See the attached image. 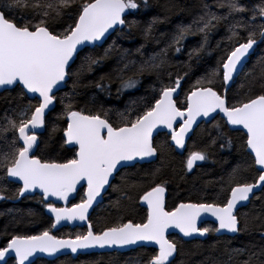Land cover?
<instances>
[{
  "label": "snow or ice",
  "instance_id": "obj_1",
  "mask_svg": "<svg viewBox=\"0 0 264 264\" xmlns=\"http://www.w3.org/2000/svg\"><path fill=\"white\" fill-rule=\"evenodd\" d=\"M148 6L149 0H0V88L7 90L6 86H16L24 95L32 94L26 106L13 110L12 115L0 116V200L24 196L39 189L43 200L56 197L67 202L77 185L86 181V199L81 203L71 208L56 207L51 202L46 205L55 216L52 228L61 221H85L97 197L106 191L105 186L122 190L110 182L122 168L135 167L133 162L147 160L152 163V158L165 156L171 145L154 143L157 129H168L171 141L183 149L186 137L195 131L194 125L199 127L197 118L214 120L212 114L217 112L223 113L227 125L235 130H245L244 147L247 155L253 157L252 164L238 162L226 178L221 177L222 191L223 185H227L229 193L224 202L198 200L180 203L172 210L166 209L165 182H155L161 171L157 168L140 181L126 182V188L122 190L128 201L133 200L129 193H135L147 206L145 222L136 223L131 219L125 222L124 216L120 215V222L98 233L89 223L87 232L74 239H58L49 230L39 235H15L6 247L0 248L3 264H7L6 256L12 258V253L16 264H26L36 252L54 255L62 249H70L77 253L97 247L123 248L139 242L158 245V253L150 257L147 264H174L178 242L167 238L169 228L178 229L184 237L249 231L248 214H244L241 226L239 209L245 207L250 198L264 199V90L249 94L256 81L264 89V56L248 67L256 46L264 42V0H256L251 7L241 0H212V3L201 0V10L192 21L177 25L164 46L147 58L131 59L128 50L118 52L113 41L103 49V54H85L73 71V65L80 58L81 46L92 44L103 48V43L97 42L106 43L113 32L119 30L122 33L123 26L131 32L139 25L137 21H127V15ZM213 8L223 11H213ZM65 16L71 22L65 21V26L58 28L57 24ZM164 22L159 17H152L140 29L145 41L155 39L159 44L160 39L154 36L155 26ZM221 24L228 33L224 40L230 47L223 48L224 55L218 59L217 66L197 77L181 101L178 90H182V80L188 73L173 78V73L165 72L170 64L169 52L182 53L184 42L190 36L199 35V44L187 53L189 61L199 59L207 52L210 35ZM164 36L168 34H160L161 38ZM222 43L223 40L217 42V49ZM143 48L141 45L137 52H142ZM114 53L118 57L117 65L110 73L87 84L82 82L86 74L102 66ZM145 74L155 75L159 88L152 86L151 97H140L139 102L132 101L123 111L105 108L96 95L85 101L84 107L75 103L81 87H95L111 96V84L117 80L119 98L125 90L135 88ZM164 75L168 77L167 84L162 79ZM242 75L245 79L252 78L248 93L244 99L229 103L227 86ZM69 80H72V91L60 98L63 107L56 119L66 123L61 129L64 142L77 150L73 158L64 162L47 160L36 154L40 148L38 132L45 129L47 111L52 110L50 106L57 100L54 90L58 91ZM33 99L35 104L31 102ZM113 112L117 117L115 120L111 115ZM178 120L182 123L177 128ZM214 127L219 129L220 126ZM51 130L55 133L57 125L53 124ZM221 138L223 133L212 137L207 147L211 148ZM226 143L231 147L230 138ZM224 146L220 144L221 148ZM208 159L207 150L190 151L185 161L186 169L191 171L197 161ZM252 166H258V177L253 182H239L238 177ZM4 181L22 182V185L14 195L6 196ZM257 190L261 196L256 195ZM114 207L121 212L126 205L118 198ZM205 214L214 217L218 226L198 227V221L207 223L202 219ZM253 219H260V215ZM260 227L264 229V222ZM260 236L264 239V231ZM200 264H264V245L225 248L217 256L205 257Z\"/></svg>",
  "mask_w": 264,
  "mask_h": 264
},
{
  "label": "trees",
  "instance_id": "obj_2",
  "mask_svg": "<svg viewBox=\"0 0 264 264\" xmlns=\"http://www.w3.org/2000/svg\"><path fill=\"white\" fill-rule=\"evenodd\" d=\"M212 3V0H207ZM256 0H241V3L247 4L249 7ZM201 10V0H149L148 8H141L139 11L132 15L127 16V21H137L139 27L133 28L129 32L128 27L124 26L123 32L116 31L108 41L103 45V48L95 47L85 49L80 53V58L76 60L73 65L75 71L81 62L83 56L89 52L94 54H103V49L108 48L109 45L115 41L117 51L124 49L128 50L131 59L140 60L147 58L154 51H158L160 47L169 39L171 33L179 24H189L193 17L196 16ZM213 11H223L213 8ZM159 17L164 20V23L155 26L154 36L160 39L157 44L155 39L145 41L141 28H143L152 17ZM70 23L68 16L62 18L57 24L60 28L65 26L64 22ZM161 33H167L168 36L160 37ZM228 35L224 24H221L218 30L213 32L209 37V45L207 52L202 54L199 59L193 58L189 61L187 55L188 51L197 46L201 40L199 35L190 36L184 42V51L176 53L174 50L169 52L170 64L165 69V72L173 73V78L176 75L183 76L185 72L188 73L182 80V90L180 100L184 99L191 86L194 84L197 77L203 76L206 71H210L217 66L218 59L224 55L223 48L227 45L224 38ZM246 35V33H241ZM224 41L221 48L217 49L218 41ZM144 45L142 52H137V49ZM260 56H264V42H260L256 46V52L250 58L248 67L251 68L253 62ZM117 54L114 53L109 57L102 66L94 69L93 72L86 74L82 78V82L87 84L89 81H96L100 76L105 73H110L111 70L117 65ZM190 64V66H189ZM140 83L133 88V90H125L122 95L117 98L116 89L119 86V81L113 80L111 84L112 95L108 96L106 93L99 92L95 87H81L79 95L75 103L79 107H84L87 101L93 95H96L99 103H102L105 108L118 109L123 111L127 105L132 101H138L143 96L151 97L153 95L152 86L159 88L155 75L141 76ZM165 84H167V75L162 76ZM251 77L245 79L242 75L239 77L227 93L229 103H235L238 100L245 98V93H248ZM107 83V81H105ZM220 81L217 80L219 87ZM243 85V87H242ZM264 89L261 88L260 82L256 81L252 86L250 95L258 94ZM72 80L68 81L66 88L59 92L56 97V107L46 119L45 131L39 137L40 148L37 150V155L47 160H55L57 162H64L71 159L75 155V148H70L66 145L63 131L61 129L66 127L63 120H57L56 117L62 110L60 98L65 97V93H71ZM33 104L36 100L31 101ZM67 100L65 99V103ZM29 103V98L21 92L19 87L10 91L0 93V116L5 113L8 115L13 114V110L26 106ZM115 120L117 117L115 112L112 114ZM55 124L58 130L53 133L52 125ZM219 124V129L214 125ZM219 133H223V138L218 139L217 143L208 148L212 137H217ZM11 135V133L9 134ZM230 138L232 141L231 147L228 146L226 140ZM246 136L241 132L231 131L226 122L217 117L209 124H201L195 131L192 138L189 140L186 152L184 155L176 153L174 148H171L165 153L164 157L157 156V160L150 164L136 165L135 167L125 168L120 171L116 176L112 185L117 186L118 189H125L126 182L140 181L150 175L155 169H161L156 183H164L168 191L167 197V210H172L180 203L196 202L203 200L205 202H224L225 197L229 195L227 185H223L222 191L221 177H227V174L238 162L246 161L252 164L253 157L247 155V150L244 147V140ZM167 142L169 145L170 137L167 134H160L156 137L154 143ZM223 143L225 146L220 147ZM207 150L209 152V159L203 165L196 167L193 172L186 169L185 161L190 151ZM258 177L256 166L250 167L246 172L238 177L239 182H253L254 178ZM6 191L4 195H14L19 186L13 183L3 182ZM234 186V185H233ZM122 190H113L110 187L106 194L103 203L94 211L89 223L92 225L93 231L98 233L103 231L106 227L120 222L119 216L123 215L125 222L127 219L133 220L136 223L146 221L147 211L140 206V201L135 193H129L133 196L132 201L124 198ZM261 196V193L256 194ZM118 198L123 199V204L126 205L121 212H117L114 203ZM84 199L83 191H80L77 197L72 202L71 206L81 203ZM47 203L41 196L21 197L0 200V248L6 247L7 243L15 235H39L44 230H49L52 233L53 220L47 215ZM247 213V222L249 231L239 232L234 237L216 236L215 233H209L208 238L200 241L185 242L177 236L170 237V240L178 242V252L175 254L174 264H200V261L205 257L217 256L225 248H244L250 245H256L257 248L264 245V239L261 238L260 232L264 231L260 227L264 222V199H252L250 204L239 211L241 218V226L244 224V214ZM260 219H253L257 215ZM204 227H215L212 224H207ZM87 229H70L65 228L53 235L60 239H74L76 235L85 234ZM213 246L215 251H213ZM158 253L156 250L148 248H138L128 253H105V254H91L80 255L76 259L70 256L59 258L53 262L46 260H38L34 264H147L150 257ZM7 264H16L14 260H9Z\"/></svg>",
  "mask_w": 264,
  "mask_h": 264
},
{
  "label": "water",
  "instance_id": "obj_3",
  "mask_svg": "<svg viewBox=\"0 0 264 264\" xmlns=\"http://www.w3.org/2000/svg\"><path fill=\"white\" fill-rule=\"evenodd\" d=\"M128 16V15H127ZM124 27V26H123ZM115 32H113L114 34ZM112 34V35H113ZM111 35V36H112ZM110 36V37H111ZM108 41V40H107ZM97 43H103V45L105 44V42L101 41V42H97ZM96 46L95 45H92V44H88V45H85V46H81V52L84 51L85 49H88V48H95ZM256 49V48H255ZM80 52V53H81ZM255 52H253L251 54V57L253 56ZM250 61V60H249ZM233 83H230L227 87L231 88ZM7 90L3 89V88H0V93H3L5 91H10V90H13L14 88H16V86H6ZM66 88V85L64 86H61L60 89L58 91L54 90L55 91V94L57 95L59 92L63 91L64 89ZM180 91V94H181V90H178ZM228 93V92H227ZM32 94H28V98L30 99ZM35 100V99H33ZM56 107V102L54 104V106H50V108L52 109L51 111H47V114H46V119L48 117V115L54 111ZM215 119L217 117H220L221 119L225 120L226 121V118L223 116V113H213L212 114ZM214 119V120H215ZM213 121V119H210L208 117H199L197 118V123L199 124V126L203 123H206V124H209ZM182 123V121H177V124L175 125L177 128L179 127V124ZM229 129L232 130V131H235V132H242L245 134V130H235L233 128V126H230L228 125ZM194 128H195V131L197 129V127L194 125ZM45 129L44 130H41L40 132H38V139L40 137V135H42L44 133ZM194 131V133H195ZM194 133H190L189 134V137H186V142H185V148L183 149H180L178 147L175 146L174 142L171 141V145L173 146L174 150L176 151L177 154L179 155H183L186 151V147H187V144H188V141L191 139V137L194 135ZM160 134H167L168 136H170V133H169V130L166 129V128H160V129H157V131L154 133V140L156 139V137ZM68 147L70 148H76L72 145H68L66 144ZM77 149V148H76ZM154 160V162L156 161L157 157L156 158H152ZM204 161H197L196 164L194 165L193 169L191 171H193L195 169V167H198L200 165L203 164ZM135 163V165H143V164H149L150 162H148L147 160L146 161H139V162H133ZM126 168H130V167H126ZM256 168H258V166H256ZM125 168H122L121 170H123ZM117 175H115V178H116ZM114 181V179H110V182L112 184V182ZM14 184V183H13ZM18 185L19 187L22 185V182L21 184H16ZM106 187V191L102 192L101 194V197H97V200L93 203V206L88 210V219L85 220V221H79V220H76V221H61L60 224H58L55 228H53V232L56 233L64 228H72V229H76V228H86L88 230V224H89V221H90V218L92 216V214L94 213V211L96 210V208L102 204L103 200H104V197L106 196V194L108 193L110 187L108 186H105ZM84 189L85 190V193H86V190H87V182L86 181H81L78 185H77V188H76V191L71 193L68 197V200L67 202L63 201V200H58L56 197H49L47 200H45L46 203H53L56 207H68V205L71 203V201L77 196V194L79 193L80 190ZM260 193L258 190L256 191V194ZM36 195H39L42 197V193L40 192L39 189L33 191V192H30V193H25L24 196L22 197H32V196H36ZM85 199H86V195H84ZM166 198H167V191H165V204H166ZM253 198H250V201L249 202H245L246 206L247 207L251 200ZM141 206L143 208H145L147 210V206L145 204H143L141 202ZM245 207H241L239 209V211ZM47 215L49 218H51L53 220V222L55 223V216L49 211L47 210ZM203 220L207 221V223H201L200 221H198V227H202L204 224H213L215 226H218L217 223L215 222V218L214 217H211L210 215H207L205 214L204 217L202 218ZM53 223V224H54ZM53 235V234H52ZM217 236H228V237H234L237 235V233H227V232H220V233H216ZM166 236L167 238L171 237V236H178L180 239H182L183 241L185 242H190V241H195V240H200V241H203L205 240L208 235L204 236V237H200L198 235H194L193 237H184L182 233L179 232L178 229H175V228H169L168 231L166 232ZM59 239V238H58ZM138 248H148V249H154V250H157L158 251V245H155L154 243H151V242H139L138 244L136 245H129V246H125L123 248H117V247H113V248H91V249H87V250H78L77 253H72L70 251V249H62L60 252H57L56 254L54 255H49L48 253H43V252H36L32 257H29V261L26 262V264H34L36 261L38 260H46V261H49V262H53L59 258H62V257H66V256H70L74 259H76L78 256L80 255H91V254H105V253H114V252H119V253H128V252H131V251H134ZM14 253L11 254V257L12 258H9V257H5V259L7 260V262L9 260H14ZM0 264H3V261H0Z\"/></svg>",
  "mask_w": 264,
  "mask_h": 264
},
{
  "label": "rangeland",
  "instance_id": "obj_4",
  "mask_svg": "<svg viewBox=\"0 0 264 264\" xmlns=\"http://www.w3.org/2000/svg\"><path fill=\"white\" fill-rule=\"evenodd\" d=\"M128 90H133V89H128Z\"/></svg>",
  "mask_w": 264,
  "mask_h": 264
},
{
  "label": "bare ground",
  "instance_id": "obj_5",
  "mask_svg": "<svg viewBox=\"0 0 264 264\" xmlns=\"http://www.w3.org/2000/svg\"><path fill=\"white\" fill-rule=\"evenodd\" d=\"M192 138V137H191ZM189 142V141H188Z\"/></svg>",
  "mask_w": 264,
  "mask_h": 264
}]
</instances>
